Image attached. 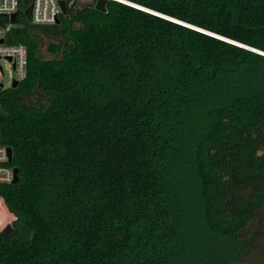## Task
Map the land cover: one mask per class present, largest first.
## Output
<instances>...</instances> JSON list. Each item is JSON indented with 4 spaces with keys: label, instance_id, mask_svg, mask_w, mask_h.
Returning <instances> with one entry per match:
<instances>
[{
    "label": "trees",
    "instance_id": "obj_1",
    "mask_svg": "<svg viewBox=\"0 0 264 264\" xmlns=\"http://www.w3.org/2000/svg\"><path fill=\"white\" fill-rule=\"evenodd\" d=\"M97 1L74 0L54 26L21 11L6 38L28 47V70L0 87V146L19 170L0 185L16 216L0 232V264L259 254L264 0H124L244 47L115 0L102 13Z\"/></svg>",
    "mask_w": 264,
    "mask_h": 264
},
{
    "label": "built area",
    "instance_id": "obj_2",
    "mask_svg": "<svg viewBox=\"0 0 264 264\" xmlns=\"http://www.w3.org/2000/svg\"><path fill=\"white\" fill-rule=\"evenodd\" d=\"M24 0H0V18L9 20L8 24L0 25V85L9 89L16 81L19 84L27 78L28 47L24 44H10L6 38L18 23L21 11L32 5V25L54 26L59 24L63 15L61 2L65 1L69 9L74 0H31L30 5L23 9ZM17 16V23L12 17ZM8 148L0 146V185L13 184L15 179L14 168L9 166ZM12 216V217H11ZM6 218H8L6 220ZM16 220V216L9 212L3 197L0 195V232Z\"/></svg>",
    "mask_w": 264,
    "mask_h": 264
},
{
    "label": "water",
    "instance_id": "obj_3",
    "mask_svg": "<svg viewBox=\"0 0 264 264\" xmlns=\"http://www.w3.org/2000/svg\"><path fill=\"white\" fill-rule=\"evenodd\" d=\"M109 1H110V0H98V1H97V4H96V9H97L98 11L102 12V13H106V12H107V4L109 3ZM115 1L122 2V3H124V4H127V5L131 6V7L136 6V5L132 4V3H129V2L127 3V2L124 1V0H115ZM61 6H62V9H63V14L66 15L67 12H68V7H67L66 2H65V1H62V2H61ZM141 8H142V7H141ZM143 9H144V8H143ZM140 10H141V9H140ZM146 10H147V9H146ZM148 11H150V10H147V11H145V12H148ZM148 13L153 14V15L158 16V17H161V18H163V19L169 20V21L174 22V23H176V24L182 25V26H184V27H187V28L193 29V30H195V31L201 32V33L206 34V35H208V36H211V37H214V38H217V39H220V40H223V41L229 42V43H231V44H235V45H239V46H243V47H244V45H241V44H239V43H237V42H235V41H232V40H229V39H227V38H224V37H221V36L215 35V34L210 33V32H208V31H205V30L199 29V28H197V27H194V26H191V25L185 24V23H183V22L177 21V20H175V19H172V18H170V17H167V16H164V15H161V14H159V13H155V12H152V11H150V12H148ZM24 16H25L26 20L28 21V23L32 24V5H30V6L24 11ZM12 22H13V23H17V16H16V15H14V16L12 17ZM3 42H4L3 40H0V44H2ZM245 48L257 52V50H255V49H253V48H249V47H247V46H245ZM258 53L264 55L263 53H261V52H259V51H258ZM18 85H19V83L15 81V82L13 83V85H12V88H17ZM0 87L3 88V85H0ZM8 155H9V161H11V160H12V149H11V148H8ZM14 172H15V179H14V182H13V183L16 184V183L19 182V170H18V169H15ZM3 232L6 233V234H10V233H12V232H13V227H12V225H7V226L3 229Z\"/></svg>",
    "mask_w": 264,
    "mask_h": 264
},
{
    "label": "rangeland",
    "instance_id": "obj_4",
    "mask_svg": "<svg viewBox=\"0 0 264 264\" xmlns=\"http://www.w3.org/2000/svg\"><path fill=\"white\" fill-rule=\"evenodd\" d=\"M81 1H90V0H81ZM44 45L42 46V55L45 57H49L48 52H47V48H48V44L50 43L51 39L49 38H44ZM12 217V216H11ZM8 218H6L7 220ZM12 225V222L11 224ZM250 231V230H249ZM249 237V236H248ZM259 243H257L256 245H258ZM253 248H259L256 250V252H258L259 254H253L250 252L249 254L246 255V258H244L243 261H240V264H245V263H257V264H261L264 263V255L260 254L261 251H264V242H262L259 246L257 247H253Z\"/></svg>",
    "mask_w": 264,
    "mask_h": 264
},
{
    "label": "clouds",
    "instance_id": "obj_5",
    "mask_svg": "<svg viewBox=\"0 0 264 264\" xmlns=\"http://www.w3.org/2000/svg\"><path fill=\"white\" fill-rule=\"evenodd\" d=\"M134 8L141 9V10H143V11H147L146 9H143V8H141V7H138V6H134ZM148 12H150V11H148Z\"/></svg>",
    "mask_w": 264,
    "mask_h": 264
}]
</instances>
